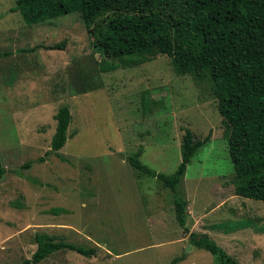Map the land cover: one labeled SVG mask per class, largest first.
<instances>
[{
    "label": "rangeland",
    "instance_id": "rangeland-1",
    "mask_svg": "<svg viewBox=\"0 0 264 264\" xmlns=\"http://www.w3.org/2000/svg\"><path fill=\"white\" fill-rule=\"evenodd\" d=\"M14 2L0 0V264L31 258L43 232L96 253L63 249L36 264H220L191 244L190 232L242 264H264V202L234 194L211 82L178 74L158 52L139 63L106 58L77 12L26 23ZM55 43L64 46L47 47ZM63 105L72 135L58 151L64 160L45 155ZM187 128L210 140L178 185L188 199L185 230L170 189L126 157L142 146L143 163L171 174ZM245 220L249 227L232 230Z\"/></svg>",
    "mask_w": 264,
    "mask_h": 264
},
{
    "label": "trees",
    "instance_id": "trees-1",
    "mask_svg": "<svg viewBox=\"0 0 264 264\" xmlns=\"http://www.w3.org/2000/svg\"><path fill=\"white\" fill-rule=\"evenodd\" d=\"M11 10H18L26 23L77 12L88 32L96 37L95 46L104 57L139 63L158 52L170 57L178 74L207 78L226 127L234 194L264 202V0H15ZM106 13L104 25L95 30V21ZM63 46L55 43L47 47ZM54 119L55 131L45 155L54 153L64 160L58 151L72 136L67 132L71 121L68 106H60ZM209 140L210 134L199 139L185 129L181 160L171 174L156 172L143 163L142 146L126 157L135 170L170 189L175 218L185 230L187 199L178 185L191 158ZM4 173L0 159V179ZM251 223L245 220L232 230ZM189 237L193 246L210 252L220 264H242L207 234L190 232ZM34 241L35 251L21 264L39 263L63 249L88 257L96 253L94 247L76 245L45 232L36 233Z\"/></svg>",
    "mask_w": 264,
    "mask_h": 264
},
{
    "label": "water",
    "instance_id": "water-1",
    "mask_svg": "<svg viewBox=\"0 0 264 264\" xmlns=\"http://www.w3.org/2000/svg\"><path fill=\"white\" fill-rule=\"evenodd\" d=\"M123 159H125V156H121Z\"/></svg>",
    "mask_w": 264,
    "mask_h": 264
},
{
    "label": "crops",
    "instance_id": "crops-1",
    "mask_svg": "<svg viewBox=\"0 0 264 264\" xmlns=\"http://www.w3.org/2000/svg\"><path fill=\"white\" fill-rule=\"evenodd\" d=\"M48 20V19H47ZM188 200V199H187ZM189 207V206H188Z\"/></svg>",
    "mask_w": 264,
    "mask_h": 264
}]
</instances>
